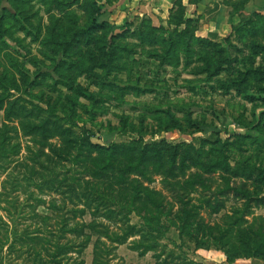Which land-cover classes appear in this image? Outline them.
I'll use <instances>...</instances> for the list:
<instances>
[{
  "label": "rangeland",
  "instance_id": "rangeland-1",
  "mask_svg": "<svg viewBox=\"0 0 264 264\" xmlns=\"http://www.w3.org/2000/svg\"><path fill=\"white\" fill-rule=\"evenodd\" d=\"M115 2L0 0V78L13 85L0 84V93L35 122L59 123L76 138L121 146L120 157L126 153L135 162L140 159L139 167L152 179L141 180L156 192H142L145 203L152 205L147 210L114 213L110 221L97 218V229L128 235L122 243L100 235L96 243L102 264H154L157 254L171 259L170 264H221L225 258L217 247H195L193 238L180 232L176 213L197 205L189 228L195 237L202 236L203 228L238 215L242 230L264 233V0H253V10L231 19L225 31L204 37L213 44L191 38L201 37L196 18L181 39L176 33L169 39L175 27H184L169 21L176 14L159 23ZM149 25L158 30L152 41H141L139 34ZM3 117L0 111V125ZM20 142L24 167L10 165L0 177V191L20 207L12 217L0 208V215L17 230L28 226L35 231L45 223L53 235L63 236L60 243L83 244L84 236L61 230L66 223L70 227L90 219L72 212L82 204L58 189L68 183V164L52 167L45 155H38V145L29 138ZM70 169H79L77 177L89 175L79 174L84 166ZM117 172L98 169L97 180L112 182ZM137 173L131 165L125 175L138 178ZM50 174L56 181L50 183ZM189 179L195 182L185 183ZM54 185L57 191L50 189ZM123 194L118 204L129 202ZM34 197L47 203L35 205ZM1 205L5 207L3 201ZM100 206L101 213L107 210ZM150 214L158 221L141 217ZM95 238L81 255L63 256L62 264H92ZM134 242L154 248L139 255L131 248ZM25 257L24 252L20 257L10 253L0 264H32ZM242 260L247 261L238 264H264L257 258Z\"/></svg>",
  "mask_w": 264,
  "mask_h": 264
},
{
  "label": "trees",
  "instance_id": "trees-1",
  "mask_svg": "<svg viewBox=\"0 0 264 264\" xmlns=\"http://www.w3.org/2000/svg\"><path fill=\"white\" fill-rule=\"evenodd\" d=\"M246 0H239L237 3H232L233 10L236 11L239 6L241 7ZM175 8V9H174ZM172 15L176 14V17H170L169 21L173 24L179 26L184 25L183 29H178L175 27L173 32L168 33V37H172L173 34L181 39L182 35L190 31V25L194 22L193 18H183L184 6L180 1L175 3L173 7ZM171 15V16H172ZM95 18L92 21L95 23ZM147 32L140 33L139 38L141 41L150 42L153 40V33L158 30V27L149 25ZM160 28V27H159ZM162 30V29H161ZM144 36H148L149 39H145ZM190 36V35H189ZM194 40L199 41L204 44H213L212 41L204 39V37L192 36ZM171 42V40H170ZM171 45V44H170ZM9 82L0 78V84L7 85ZM9 88L13 85L8 84ZM11 86V87H10ZM15 101L10 100V96L4 93H0V111L4 112L3 122L0 125V177L1 173H6L7 170H11L13 166L24 167L19 161V155L21 153V137L29 138V141L38 145L37 150L38 155H45L49 161L52 163V167H61L68 164L65 172L64 179L68 182L66 183L65 189H60L63 193L70 194L71 196L78 198L77 204H82V208L75 209L72 212H78L82 217L88 214L90 219L88 221L81 220L80 224L78 222L73 226H68L67 223L61 227L62 232H71L74 237L79 238L84 236L85 241L79 246L72 245L70 241L60 243L59 241L63 238L62 235H53L49 229H47L45 223H40L35 228V231H29V227L17 230L12 224L5 221L2 215H0V261L1 258L12 253L15 256H22L24 252L30 263L32 264H62V257L69 252L75 253L76 256L81 255L86 244L90 242L93 235H96L95 240H93V259L92 264H102L101 261V251L98 248V243H96L102 234H107L108 238H111L115 242H124L127 238V231L122 232L120 235L118 233L108 234L106 229H97V218L105 219L110 221L114 213L122 212L124 214L130 211L139 212L141 209L147 210L149 206L144 201L142 197V192L145 195L156 193L149 190L148 186L144 185L141 180L151 181L150 177H147L144 173V169L139 167L140 159L135 162L133 158H128L127 155L123 154L122 158L119 153L122 151V147L116 144L109 146H102L99 144L92 143L88 139H80L72 136V132L59 123L53 124L42 120L41 122L33 121L28 116H22L20 114V108H18ZM32 120V121H31ZM57 140L52 142V140ZM27 149L31 147L27 144ZM48 149V153L44 149ZM119 153H118V152ZM37 155V156H38ZM34 158V157H33ZM31 158V159H33ZM122 161L116 164V160ZM116 164V165H115ZM10 165L12 167H10ZM135 166L138 170V178H129L125 175L130 169V166ZM84 166L83 171H79V174H85L87 172L89 175H84L82 177H77L75 173L79 169H70V167ZM116 168L118 171L113 178L112 182L103 183L97 180L96 172L97 170H106ZM35 174H38L37 169L31 168ZM36 171V172H35ZM47 171V170H43ZM49 172H54V169L49 170ZM12 174V172H8ZM33 174V173H32ZM8 175H6L7 177ZM91 177V180L84 178ZM26 179L29 175H25ZM48 179L50 183L56 181L55 177L51 174ZM48 177V178H49ZM26 179L25 182H26ZM28 181V179H27ZM194 179H189L185 183H194ZM5 180L1 182L2 186ZM61 183V182H60ZM18 187H21L20 181L16 182ZM120 185H123L122 187ZM57 186V185H56ZM55 185L51 186L50 189L58 190ZM118 186L117 190L116 187ZM4 188V186H3ZM48 189V190H50ZM66 191V192H65ZM118 191L119 194H118ZM125 191V193H124ZM124 193V194H123ZM147 193V194H146ZM43 194V193H41ZM123 194V198L126 197L129 202L123 201V205L118 204V196ZM152 202L158 204L159 201L154 197L151 198ZM8 199L5 196L4 190L0 191V208L6 210L7 216L12 217L20 204L16 200ZM34 204H44L47 203L44 197H39L35 199ZM2 201L5 204L3 207ZM54 202V199H50L48 203L50 205ZM122 202V201H121ZM187 201H182L183 204H187ZM140 204L139 206L135 204ZM49 205V206H50ZM106 207L103 213L98 209ZM132 207H131V206ZM108 206V207H107ZM110 206V207H109ZM33 207V205H30ZM117 207V208H116ZM197 205L190 204L188 208L184 206L179 209L176 213L178 219V228L180 232L185 233L187 236L193 238L195 247H203L209 249L210 245L217 247L220 252L225 256V262L227 264H232L236 259H248L257 258L264 260V233L257 232H246L242 230L240 226V216L234 217L232 221L222 224L220 222H215L213 225L203 228L205 231L202 233L201 237H195L190 235L189 228L192 223V218L197 215L196 211ZM200 208V207H198ZM214 210V209H213ZM219 209L215 210L217 212ZM236 212V211H235ZM140 214V213H138ZM38 217V213L33 214ZM154 215L150 214V217L146 215H141L143 219L150 220L153 219ZM46 218L44 215L41 216V220ZM154 221H158L157 216ZM151 223V222H150ZM105 228V227H104ZM43 233H47L44 235ZM104 234V235H105ZM55 239H52V238ZM51 243V244H49ZM53 248L50 250L49 248ZM133 250H138L139 255L145 254L147 251L152 250L153 245H147L143 247L140 243L134 242L132 247ZM142 248V249H141ZM44 252L42 255L41 252ZM47 257V259L45 258ZM156 260L154 264H170L171 259L164 257L160 258V254L155 255ZM70 264H85L83 261L76 262L75 260ZM193 264H203V263H193Z\"/></svg>",
  "mask_w": 264,
  "mask_h": 264
},
{
  "label": "crops",
  "instance_id": "crops-1",
  "mask_svg": "<svg viewBox=\"0 0 264 264\" xmlns=\"http://www.w3.org/2000/svg\"><path fill=\"white\" fill-rule=\"evenodd\" d=\"M177 1H180L184 6V19H197L199 23L196 30L197 35L208 38H211V34L216 35L225 31L229 27L231 19L253 10L251 9L253 0H246L236 11L233 10L232 3H237L239 0H116L115 4L118 7H127L125 9L127 12L134 9L139 14L146 13L160 23L171 16ZM224 260H221V264H227ZM240 261L247 260L239 258L232 264H238Z\"/></svg>",
  "mask_w": 264,
  "mask_h": 264
}]
</instances>
